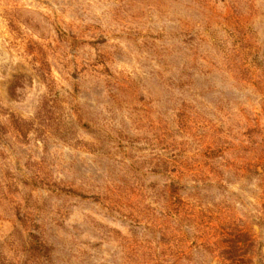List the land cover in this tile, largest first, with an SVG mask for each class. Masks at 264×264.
<instances>
[{
	"label": "rangeland",
	"instance_id": "rangeland-1",
	"mask_svg": "<svg viewBox=\"0 0 264 264\" xmlns=\"http://www.w3.org/2000/svg\"><path fill=\"white\" fill-rule=\"evenodd\" d=\"M0 264H264V0H0Z\"/></svg>",
	"mask_w": 264,
	"mask_h": 264
}]
</instances>
